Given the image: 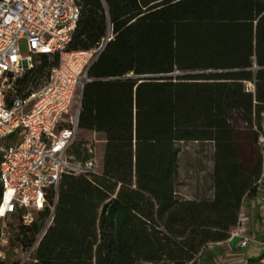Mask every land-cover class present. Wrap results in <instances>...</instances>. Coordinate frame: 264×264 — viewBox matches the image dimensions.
Listing matches in <instances>:
<instances>
[{"label":"trees","instance_id":"1","mask_svg":"<svg viewBox=\"0 0 264 264\" xmlns=\"http://www.w3.org/2000/svg\"><path fill=\"white\" fill-rule=\"evenodd\" d=\"M77 2L70 51L114 34L89 70L79 118L82 131L105 138L102 168L64 177L31 264H198L230 238L264 171V0ZM39 62L20 93L37 90L58 58ZM189 143L213 147L211 199L178 197L179 145ZM48 217L30 227L7 219L16 233L3 264H20L13 247L30 248Z\"/></svg>","mask_w":264,"mask_h":264},{"label":"built area","instance_id":"2","mask_svg":"<svg viewBox=\"0 0 264 264\" xmlns=\"http://www.w3.org/2000/svg\"><path fill=\"white\" fill-rule=\"evenodd\" d=\"M80 17L77 0H0V264L8 260L4 248L9 245V217L19 215L20 222L30 227L39 213L49 211L35 243L28 249L18 245L12 249L20 264L35 262V253L54 223L64 177H91L102 168L97 140H83L86 157L79 158L74 148L81 141L79 118L89 70L114 34L109 28L98 47L70 51ZM42 56L57 57V65L38 90L20 93V81ZM260 143L264 155V137ZM262 185L264 171L259 187ZM260 204L257 198L253 207ZM243 220L241 212L239 224ZM237 238L240 248L254 241L233 232L226 242ZM259 264H264V257Z\"/></svg>","mask_w":264,"mask_h":264},{"label":"rangeland","instance_id":"3","mask_svg":"<svg viewBox=\"0 0 264 264\" xmlns=\"http://www.w3.org/2000/svg\"><path fill=\"white\" fill-rule=\"evenodd\" d=\"M22 51L24 54L28 53L27 44L22 43ZM36 66L40 65L39 58L35 60ZM48 71H45V74ZM45 74L40 79V85L37 90L44 84ZM36 90V89H34ZM233 124L237 127H243L239 118L233 119ZM104 136L93 132L82 131L79 140H97L98 154L100 158L104 155L105 143ZM181 149L180 164H179V181H178V197L184 200H204L213 197V147L210 144L203 145L197 143H189L179 145ZM15 225V222H11ZM15 231L9 226V245L11 247V238L14 237Z\"/></svg>","mask_w":264,"mask_h":264},{"label":"crops","instance_id":"4","mask_svg":"<svg viewBox=\"0 0 264 264\" xmlns=\"http://www.w3.org/2000/svg\"><path fill=\"white\" fill-rule=\"evenodd\" d=\"M261 200L259 207L254 208L256 199ZM190 200V199H188ZM244 220L234 228L243 238L254 239L247 248H240V240L230 243L210 244L198 258V264H259L264 257V185L259 187L253 199H247L242 208Z\"/></svg>","mask_w":264,"mask_h":264}]
</instances>
